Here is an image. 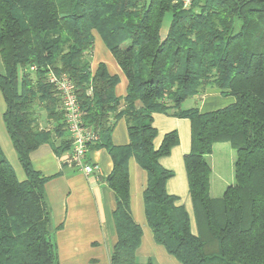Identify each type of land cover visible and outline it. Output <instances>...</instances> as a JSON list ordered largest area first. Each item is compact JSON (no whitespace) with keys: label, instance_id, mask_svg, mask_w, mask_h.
<instances>
[{"label":"trees","instance_id":"16d2710c","mask_svg":"<svg viewBox=\"0 0 264 264\" xmlns=\"http://www.w3.org/2000/svg\"><path fill=\"white\" fill-rule=\"evenodd\" d=\"M93 32L126 77L123 99L114 93L118 78L103 64L91 72ZM0 61L3 122L25 175L19 181L0 150V264H58L47 178L31 163L44 144L56 156L70 150L61 139L62 104L49 71L73 82L83 125L99 137L89 148L104 149L112 161L105 178L114 196L111 264H141L142 230L130 214L132 158L147 175L143 202L153 240L178 263L264 264V0H192L188 9L182 0H0ZM208 87L234 103L203 114L182 108ZM40 112L51 129L40 126ZM157 113L190 122L183 161L195 234L187 212L166 192L173 173L159 161L178 136L167 133L154 147ZM121 118L129 143L118 147L110 136ZM217 143L235 152L234 184L212 199L206 157Z\"/></svg>","mask_w":264,"mask_h":264},{"label":"crops","instance_id":"0c3cea01","mask_svg":"<svg viewBox=\"0 0 264 264\" xmlns=\"http://www.w3.org/2000/svg\"><path fill=\"white\" fill-rule=\"evenodd\" d=\"M92 34L94 43L90 53L91 72L94 74L97 67L103 64L110 76L118 78L114 93L116 97L123 99L126 95V77L99 35L96 32ZM186 101L183 103H188L186 109L197 108L203 114L227 107L233 104L235 99L221 89L208 87L203 94ZM4 111L5 103L0 93V150L13 168L17 179L23 181L25 175L3 122ZM39 124L48 129L54 125L47 121L43 112H40ZM152 124L157 132L154 139L155 148L159 147L165 134L177 133L178 144L172 148L170 155L162 158L159 163L162 168L173 173L166 183V192L176 197V205L183 207L187 212L191 231L195 234L193 206L183 161L184 156L190 151V122L187 119L157 113L152 116ZM54 139L60 140L58 137ZM61 139L69 140L67 131L63 133ZM110 141L112 145L118 147L129 143L127 126L123 118L116 121ZM68 153L69 151H66L56 156L50 144H44L31 154L32 167L42 177L47 178L44 192L55 229L54 242L58 264H111V254L116 242L112 219L114 196L105 183V178L112 170V161L104 149H90L88 160L98 166L99 172L95 176H87L70 165ZM216 155L228 156L230 167L227 171L222 165L215 163ZM234 155L235 152L228 143H217L213 145L211 154L206 157L210 167L209 195L212 199L218 198L217 194L223 195L226 188L234 184ZM128 173L130 214L142 230L136 260L141 264L148 260L154 264H166L163 260L169 259L165 254L167 252L154 242L145 218L143 192L147 184L146 172L132 158L128 162Z\"/></svg>","mask_w":264,"mask_h":264},{"label":"built area","instance_id":"2783aa9c","mask_svg":"<svg viewBox=\"0 0 264 264\" xmlns=\"http://www.w3.org/2000/svg\"><path fill=\"white\" fill-rule=\"evenodd\" d=\"M191 4L192 0H182L184 9L190 8ZM30 70L34 71L35 68L30 67ZM47 81L55 88L61 100L64 125L70 141L68 162L84 175L95 176L99 172L98 166L90 163L87 155L89 146L95 144L99 137L83 125L73 82L66 75L57 76L51 71L47 73Z\"/></svg>","mask_w":264,"mask_h":264},{"label":"rangeland","instance_id":"374dc122","mask_svg":"<svg viewBox=\"0 0 264 264\" xmlns=\"http://www.w3.org/2000/svg\"><path fill=\"white\" fill-rule=\"evenodd\" d=\"M170 19H171V16L170 14H167L163 20V23H162V28H161V34H165L167 29H168V25H169V22H170ZM3 72V67H2V64H1V61H0V73ZM188 102V101H186ZM187 104L188 103H185L183 104V108H187ZM235 159H236V155H234ZM235 159H234V162H235ZM215 163L216 164H220L222 165V167H224V169L227 171L230 167V160L228 158V156H221V155H216L215 157ZM222 196V194H217L216 197L220 198ZM161 248V247H160ZM163 250V249H162ZM167 258L169 259H165L163 260L166 264H179L173 257H171L170 255H168L167 253H165Z\"/></svg>","mask_w":264,"mask_h":264}]
</instances>
